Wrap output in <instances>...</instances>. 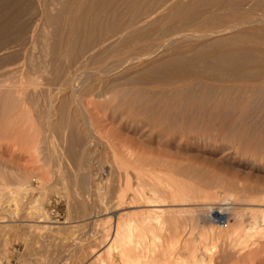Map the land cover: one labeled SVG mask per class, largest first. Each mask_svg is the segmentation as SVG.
<instances>
[{
	"label": "bare ground",
	"instance_id": "obj_1",
	"mask_svg": "<svg viewBox=\"0 0 264 264\" xmlns=\"http://www.w3.org/2000/svg\"><path fill=\"white\" fill-rule=\"evenodd\" d=\"M36 3L34 9L29 0H0V76L7 77L0 81V90L5 88V94L10 93V99L2 98L0 104L8 103L6 106L13 109L14 103H21L23 113L19 123L23 130L18 131L14 120V124L2 122L1 136L11 132L14 138L26 142L30 135L25 130V112L31 95L27 88L36 91L43 81L50 88L43 101L48 114L44 125L48 160L55 150L50 142L57 133L66 143V158L84 168L89 145L94 141L88 139L91 135L87 128L93 129L94 122L84 97L93 91L106 98L102 105L116 112L120 121L125 118L134 123L136 134L140 131L135 123H140L141 129L147 127L150 133L156 130L172 138L220 141L223 146L235 145L256 155L264 151V0ZM37 47L39 52L34 54ZM71 108L74 113L81 110L79 118L65 115ZM60 112L61 117L53 121L54 114ZM105 144L122 182L118 184V213L112 219L110 243L104 252L94 255L95 263L161 264L153 258L157 252L177 251L186 245L183 247L189 258L175 256V264H211L209 242L238 247L264 238V185L214 177L213 186L226 190L220 205L202 208L203 223L194 224L201 227L207 222L208 226L196 237L192 233L198 228L193 226L194 216L181 223L179 217L185 219L184 214L170 210V202L189 203L195 197L187 183L183 186L167 179L171 177L162 178L155 164L133 159L129 145H116L110 140ZM177 169L179 173L193 171L198 175L207 172L195 167ZM130 174L136 179L135 186L130 183ZM87 175L79 177L81 188L88 184ZM24 178L16 179L12 192L26 191ZM261 182L264 184V179ZM160 187L171 191L170 198ZM131 190L129 201L142 202L147 210L121 212ZM215 195L205 192L197 197L206 200ZM212 215L226 217L224 225L217 224ZM218 226L225 229L220 231ZM165 232L170 239L167 243L162 237ZM182 235H188V241Z\"/></svg>",
	"mask_w": 264,
	"mask_h": 264
},
{
	"label": "rangeland",
	"instance_id": "obj_2",
	"mask_svg": "<svg viewBox=\"0 0 264 264\" xmlns=\"http://www.w3.org/2000/svg\"><path fill=\"white\" fill-rule=\"evenodd\" d=\"M29 1L35 9L37 0ZM33 1L36 2L33 3ZM36 49L33 50L34 54L39 52L38 47ZM2 77L0 76V81L7 79V77ZM41 83L36 91L31 87L27 88V93L31 95L30 100L27 101L25 112L28 122L24 125L28 128L24 129L26 132L28 131V136L30 135L26 142L14 138L15 136L13 137L11 132L8 133L11 135L5 132L8 136L2 133L4 137L0 133V185L4 186V188L0 186L2 188L0 190V258L3 261L2 264H97L93 260L96 253L104 252L110 243L108 236L110 237L109 233L112 230V219L114 220L118 213L116 206L118 184L122 182L121 176L112 167L107 154L105 147L107 140L116 145H129L133 159L137 158L138 162L144 160L155 164V168L161 169L157 174L162 178L171 177L167 179L183 183V186L187 183V188H191L192 196L195 195V197H191L192 200L189 203L170 202L172 212L181 211L184 214L185 219L179 217L181 223L194 216L195 219L192 218V223L193 226H197L199 221L203 223L200 217L203 207L218 206L222 203L220 197L222 194L224 195L226 189L214 187L212 183L214 177L222 176L225 180L240 184L264 185L261 184V180L264 179V151L258 152L257 155L254 153V155L249 151L244 150V153L243 149H236L235 145L223 146L220 141L210 143L172 138L168 134H158L156 130H152L150 133L147 127L141 129L140 123H135V125L144 134H140V132L136 134L133 132L134 123L128 119L125 120V118L120 121L116 112H112L109 107L105 108L102 105V101L106 98L98 96L96 91L84 97L86 108L94 122V126L90 127L93 129L87 128V132L91 135L88 138L89 141H94L89 145L90 151L87 155L86 165L83 164L84 168L80 169L76 162L74 164L73 161L66 158L64 155L65 142L62 136L57 133L50 142L55 150H53V155L51 154L52 158L50 156L51 159L48 160L46 156L49 152L46 148L48 141L44 132L45 119L48 114L43 101L50 88L46 87L43 81ZM46 85L48 86V84ZM4 89L0 90L2 91L0 92V103L10 95V93L5 94L4 91L7 90ZM44 90L48 91L44 92ZM4 105L6 106L8 103L0 104V127L2 122L6 124L12 120L19 124L20 118L23 117V113L20 111L22 110L21 103H14L13 105L16 106L13 109L9 106L11 110ZM6 108L11 112L6 111ZM74 110L72 108L66 110L65 115L70 113L73 116L75 114L79 118L81 110H77L75 113ZM3 113H7L6 116ZM57 114L52 117L53 121H55L54 117L55 119L61 117V112ZM12 123L8 125L12 127L14 124ZM16 124L14 125L18 127V131L23 130V125ZM15 127L14 129L17 128ZM93 130L95 132L92 134ZM50 151L53 152L52 149ZM193 166L203 171L207 169L204 174L208 173V175L202 177L204 174L198 175L195 172L193 174V171L183 173L177 171V168H194ZM83 173L88 174L86 176V181H88L86 184H88L81 188L79 177ZM24 176L27 181L26 191H20V194L12 192L14 191L13 184L18 181L19 177L21 180ZM6 183L9 186H5ZM130 183L134 186L136 184V179L132 174H130ZM205 184L207 185L205 186ZM159 190L164 192L167 198H170L171 191L169 189L160 187ZM132 191H127L125 197L127 203L123 205L124 207L122 206L121 212L132 214L147 210L149 207L144 203L138 202V204L129 201ZM205 192L216 193L215 198L209 197L210 199L205 200L202 197H197V194ZM239 203H241L240 205L244 204V202ZM52 209H55L53 213ZM212 218L222 226L226 217L217 219L212 215ZM207 226L208 223L204 222L203 226L194 228L192 233L197 237L198 233ZM219 229L223 231L225 228L219 227ZM162 237L164 243L170 240L169 234L166 232L162 233ZM181 238L188 241L189 237L182 235ZM207 244L212 251L209 259L211 264H264V238L238 247H229L224 242L215 244L209 242ZM183 246L177 251L174 249L169 252L168 250L163 254L157 252L153 258L156 257L155 260L157 259V262L161 264H173L176 260L175 256V258L188 259L190 253L186 252V247ZM5 253L6 256L3 257Z\"/></svg>",
	"mask_w": 264,
	"mask_h": 264
},
{
	"label": "built area",
	"instance_id": "obj_3",
	"mask_svg": "<svg viewBox=\"0 0 264 264\" xmlns=\"http://www.w3.org/2000/svg\"><path fill=\"white\" fill-rule=\"evenodd\" d=\"M54 211H55V209H52V211H51V212L53 213ZM18 251H19V249H18Z\"/></svg>",
	"mask_w": 264,
	"mask_h": 264
}]
</instances>
